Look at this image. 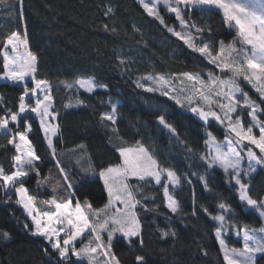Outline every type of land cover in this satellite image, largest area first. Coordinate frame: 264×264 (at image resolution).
Returning <instances> with one entry per match:
<instances>
[{
    "label": "trees",
    "instance_id": "obj_1",
    "mask_svg": "<svg viewBox=\"0 0 264 264\" xmlns=\"http://www.w3.org/2000/svg\"><path fill=\"white\" fill-rule=\"evenodd\" d=\"M108 8H112V12L106 15ZM159 13L164 24L149 16L139 0H23L22 6L18 0L0 3V45L11 31H22L26 22L30 48L39 60L36 78L51 82L55 108L59 111L61 131L54 138L55 157L50 153L38 120L33 114H25L32 126L29 139L41 157L37 162L40 175L30 172L24 178L25 187L29 194L37 196L41 210H51L40 203L43 200L66 199L69 193L60 179L56 164L59 160L73 183L76 196L81 201L87 198L94 208H99L107 202L102 180L91 173L85 174L82 169L92 164L98 172L101 168L119 164L121 157L116 147L120 141L117 137L123 138L127 145L142 141L161 165L173 168L182 177L187 174L191 184L184 181L176 192L183 209L180 214L166 208L158 185H144L143 193L149 197L154 195L156 199L144 201L148 211L139 205L136 209L143 225V246L137 240L130 245L126 239L118 237L113 240L112 251L121 264H137V256H143L146 264H223L214 235L217 225L208 213L217 214V205L223 201L234 210L238 224L259 227L264 221L255 209L239 200L236 186L227 182L222 169L210 171L211 191L193 175L204 171L199 155L204 152L205 132L222 139L226 132L224 126L215 120L206 124L189 110L187 103L181 107L171 96L137 86L138 80L146 86L150 83L140 79L147 74L219 73L207 58L168 31V27L181 30L175 15L164 6L159 8ZM201 16L212 28L210 36L204 33V39L215 47H218V41L227 43L235 36L226 29L220 11L193 12L191 18L199 22ZM2 59L0 56V65ZM121 59L127 63L121 64ZM81 77H94L98 83L107 85V89L97 88L88 93L83 89L69 91L60 85L61 81L72 82ZM248 88L257 103L264 107V97L251 84ZM21 94L19 85L0 79V95L3 96L0 116L5 115L7 109L18 111ZM77 99L84 103L77 106ZM69 102L74 106L65 108ZM110 102L118 105L117 132H113L107 122H100L101 114L110 111ZM161 114L176 128L179 140L159 123ZM243 119L246 120L245 111ZM24 123L20 121L19 130H24ZM10 127L15 129L13 124ZM7 139L0 134V145H3L0 147V165L10 173L12 157L16 153L14 147L7 144ZM183 142L194 151L189 152ZM81 145L84 147H79ZM256 151L259 154V150ZM49 174L51 178L47 184L38 183ZM57 180H60L58 185ZM137 183L135 178L130 179V184ZM254 185L250 192L264 196V172H259ZM203 208L208 212L205 213ZM159 229L176 234L163 237ZM32 230L29 218L16 203V195L0 189V233L6 231L11 237L4 240L0 236V264H58V256L50 243L33 236ZM77 264H87V261ZM258 264H264V260L258 259Z\"/></svg>",
    "mask_w": 264,
    "mask_h": 264
},
{
    "label": "snow or ice",
    "instance_id": "obj_2",
    "mask_svg": "<svg viewBox=\"0 0 264 264\" xmlns=\"http://www.w3.org/2000/svg\"><path fill=\"white\" fill-rule=\"evenodd\" d=\"M139 2L148 15L154 16L161 24H164L159 13L161 5L168 12L174 13L181 30L168 27V31L227 75L220 77L209 72L208 79L205 80L200 73L187 71L174 76L147 74L140 79L151 81L152 86H146L139 80L137 86L146 88L149 92L159 91L163 96H171L181 107L187 102L189 110L206 124L211 118L224 126L227 131L222 141L211 132H205V151L199 155L204 171L194 172L193 175L197 176L206 190L211 191L208 183L210 171L214 168L222 169L227 182L236 186L239 200L264 218V196H255L250 192V188L255 187L256 176L259 172H264V119H261L264 107L251 99L240 86L241 80L246 81L264 97V0ZM0 3H4V0H0ZM18 3L22 6L23 0H18ZM213 10L220 11L223 23L235 30L233 39L227 43L218 41V47L203 39L204 33L210 36L212 32L211 26L204 22L203 17L201 16L199 22L191 18L193 12L208 13ZM111 12L112 8H108L106 15ZM104 27L107 29L108 26ZM0 56L3 58V78L22 88L18 111L7 109L5 115L0 116V134L8 137L7 144L12 145L16 153L12 157L13 170L10 173L0 165V189L17 195L16 203L26 210L34 225L31 234L43 237L50 243L58 256V264H77L85 259L87 264H121L112 251L114 238L122 237L130 245L133 240H137L141 246L144 243L143 225L136 209L139 205L142 210L148 211L144 201H155L156 197L144 194L143 186L149 183L158 185L162 190L166 208L171 213L180 214L183 209L180 200L176 198V192L182 188L184 181L191 184V180L187 174L182 177L173 168L161 165L153 151L142 141L127 145L123 138L117 137L120 141V145L116 147L121 157L119 164L101 168L98 172L92 164L82 169L85 174L91 173L103 181L107 202L102 207L94 208L90 200L85 198L81 201L76 196L68 173L57 160L60 179L65 182L64 186L69 195L63 201L55 197L41 201L40 203L51 209L41 210L37 196L29 194L25 187L24 178L30 172L40 175L37 162L41 159L29 139L32 126L25 114H34L33 118L39 122L50 153L55 157L57 152L54 138L59 136L61 129L59 111L55 108V98L52 95L53 85L50 81L36 78L39 60L30 48L26 22L23 23L22 31H11L4 37L0 45ZM120 63L125 64L127 61L121 59ZM29 84L32 86L29 87ZM60 85L69 91L83 89L88 93L97 88L107 89V85L98 83L94 77H81L72 82L61 81ZM175 92L183 96V101L176 95H171ZM25 98L31 103H27ZM2 100L3 96L0 95V101ZM83 103L80 99L76 101L77 106ZM73 106L71 102L64 105L65 108ZM245 110L249 117L247 126L243 119ZM117 119L118 105L110 102V111L101 114L100 122H107L112 126L113 132H117ZM21 120L25 122L23 131L19 130ZM158 120L179 140L176 128L165 119V115H159ZM10 124L15 125V130L9 127ZM254 129L258 130V135ZM183 143L189 152L194 151L186 142ZM251 146L258 149L259 154ZM245 161L247 167L244 166ZM50 178L51 174L38 183L47 184ZM133 178L138 182L135 185L129 183ZM59 183L60 180H57L56 184ZM53 191H56L55 187ZM217 208L218 214L208 215L217 225L214 235L222 253L223 264H258V259L264 260V225L253 227L238 224L234 210L223 201L218 203ZM203 211L208 212L207 208H203ZM24 227L27 229L28 225L25 224ZM159 231L163 237L176 234L164 229ZM229 231L234 232L242 241V247L229 246L225 239ZM0 236L4 240L11 238L6 231L0 233ZM77 241H81L79 248L76 246ZM204 254L207 255L206 250ZM136 261L137 264H146L143 256H137Z\"/></svg>",
    "mask_w": 264,
    "mask_h": 264
},
{
    "label": "rangeland",
    "instance_id": "obj_3",
    "mask_svg": "<svg viewBox=\"0 0 264 264\" xmlns=\"http://www.w3.org/2000/svg\"><path fill=\"white\" fill-rule=\"evenodd\" d=\"M146 2H147V0H146ZM161 6H163V5H161ZM160 6V7H161ZM159 7V8H160ZM172 14H174V13H172ZM186 18H188L187 17V15H186ZM226 26V25H225ZM226 29L228 30V31H231V32H233L234 33V35H235V30L234 29H230V28H228L227 26H226ZM176 31H180L179 29H176ZM194 35L196 34L195 32L193 33ZM203 39H204V36H203ZM219 70V69H218ZM216 76H220V77H226V73H223V72H221L220 70H219V73H214ZM202 76H203V78L205 79V80H207L208 79V73H206V74H201ZM0 79H3V80H7V79H5V78H3V66H2V63H1V65H0ZM10 83H11V81H9ZM248 82H246V81H243V80H241L240 81V86H241V88L243 89V91H245V92H247L248 93V95H249V97L251 98V99H253V100H255L254 99V97L252 96V94H251V91H250V89L248 88ZM147 86H152V82L150 81V83L147 85ZM252 86V85H251ZM253 87V86H252ZM254 88V87H253ZM254 90H255V88H254ZM256 91V90H255ZM171 95H176L178 98H180L182 101H183V96L180 94V93H178V92H175V93H172ZM25 100H26V102L27 103H31V101H28V99L27 98H25ZM256 101V100H255ZM257 102V101H256ZM185 104L187 103V102H184ZM245 112H246V120L244 121L245 122V126H247V124H248V122H249V117L247 116V110H245ZM209 120H213V119H209ZM219 123V122H218ZM223 126V125H222ZM9 127H10V125H9ZM11 128V127H10ZM15 130V129H14ZM227 131V130H226ZM254 131L256 132V134L258 135L259 133H258V130L257 129H254ZM207 132H209V131H207ZM214 135V134H213ZM215 136V135H214ZM217 138V137H216ZM206 139H207V137H206ZM218 139V138H217ZM224 139V137H222V139H218V140H220V141H222ZM251 147H253V150H255L256 151V149H255V147L254 146H251ZM204 151H205V148H204ZM245 164L247 165V162L245 161ZM245 166V165H244ZM245 167H247V166H245ZM134 179V178H133ZM102 183H103V181H102ZM129 183H130V180H129ZM237 189V188H236ZM11 194H15L14 192H12V191H9ZM238 192V191H237ZM16 195V194H15ZM18 199V197H17V195H16V200ZM73 203H75V202H73ZM21 208H22V210L24 211V213L27 215V217L29 218V220H30V222H31V218L28 216V214H27V212H26V210H24L23 209V207L21 206V205H19ZM102 207V206H101ZM218 214V213H217ZM216 215V214H215ZM263 221H264V218H263ZM32 223V222H31ZM263 225H264V223H263ZM32 226H33V229H34V225L32 224ZM63 235V234H62ZM119 236H117V238H118ZM43 238V237H42ZM122 238V237H121ZM116 238H114L113 240H115ZM225 239H226V242L229 244V246L230 247H236V248H240V247H242V241L240 240V239H238L237 238V236L234 234V232L232 233H230V231H229V233H228V235L225 237ZM47 241V240H46ZM80 241H77L76 242V246H77V248H79V247H81V244L80 245H78V243H79ZM86 242V241H85ZM82 261H87L86 259L85 260H82Z\"/></svg>",
    "mask_w": 264,
    "mask_h": 264
},
{
    "label": "crops",
    "instance_id": "obj_4",
    "mask_svg": "<svg viewBox=\"0 0 264 264\" xmlns=\"http://www.w3.org/2000/svg\"><path fill=\"white\" fill-rule=\"evenodd\" d=\"M34 115V114H33ZM32 224V223H31Z\"/></svg>",
    "mask_w": 264,
    "mask_h": 264
}]
</instances>
